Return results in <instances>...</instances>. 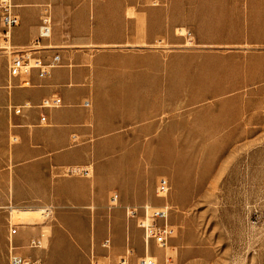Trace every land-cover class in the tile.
<instances>
[{
	"label": "rangeland",
	"instance_id": "1",
	"mask_svg": "<svg viewBox=\"0 0 264 264\" xmlns=\"http://www.w3.org/2000/svg\"><path fill=\"white\" fill-rule=\"evenodd\" d=\"M103 5L88 44L57 45L53 32L41 43L85 53L98 77L85 107L89 131L68 146L77 155L58 160L61 148L45 161L25 160L22 140H12L14 104H7L0 215L8 233L9 223L19 225L18 251L43 264H119L123 257L140 264V207L165 202L156 196L165 177L177 234L164 247L152 244L159 264H264V0ZM5 63L0 57V74ZM18 180L26 189L20 199L12 187ZM27 209L41 210L32 214L36 224H22ZM42 231L44 248L28 249ZM7 260L0 251V264Z\"/></svg>",
	"mask_w": 264,
	"mask_h": 264
},
{
	"label": "crops",
	"instance_id": "2",
	"mask_svg": "<svg viewBox=\"0 0 264 264\" xmlns=\"http://www.w3.org/2000/svg\"><path fill=\"white\" fill-rule=\"evenodd\" d=\"M113 1L13 0L21 17V24L12 32V44L17 49H26L32 46L39 35L43 8L49 5L54 19L53 41L57 45L67 42L73 45H86L88 44L87 41L90 40L86 35L94 32V18L99 15L101 6L104 4L103 7H106ZM154 5H157V2H154ZM150 24H152L150 27H156L154 22ZM180 29L184 28H177L175 31L178 32ZM178 34L180 33L178 32ZM47 42L46 39L41 41V43ZM49 47L51 46L49 45ZM54 52L45 50L41 53L50 57ZM59 54L62 57L63 65L53 69L44 78L33 73L30 77L31 83L27 87L21 86L25 78H13L11 81L16 88L12 91L7 90V88L13 87L11 81L8 80V59L5 56H0L6 60L4 73L0 74V138L8 134L7 104L11 102L14 105H31L32 108L24 109L22 115L14 116L12 114L16 121L13 126L15 128L13 133L20 137L24 146L21 149L22 152L18 151V153L25 155V160L28 161H45L48 154L61 148L64 150L57 153L56 159L69 160L78 152L77 149L68 147L71 138L74 135L89 131V128H83V124L89 116L88 109L82 106V100L85 101L90 92H94V87L98 85V77L90 69V60L83 55L85 53H76L64 49ZM90 79L93 82L92 90L87 87ZM74 84L77 86L73 87ZM54 95L62 97L65 105L47 111L37 107L43 98ZM77 103L79 104L77 105ZM43 113L48 116V125L40 124V117ZM72 169L75 168L70 170ZM18 184L19 180L13 182L12 187L19 197L26 189L21 187L22 190L20 191ZM27 191L31 192L34 189ZM0 228V251H8L9 233L6 231L3 215H0ZM6 263L8 264V260L5 261Z\"/></svg>",
	"mask_w": 264,
	"mask_h": 264
},
{
	"label": "built area",
	"instance_id": "3",
	"mask_svg": "<svg viewBox=\"0 0 264 264\" xmlns=\"http://www.w3.org/2000/svg\"><path fill=\"white\" fill-rule=\"evenodd\" d=\"M21 17L16 10V5L13 0H0V55L8 59V77L9 79L17 77H25L23 80L24 86H29L31 83L30 77L33 73H37L40 78H44L50 72L61 66L62 57L55 51L50 57L42 54V50L53 49L52 47L41 45V41L49 39L53 32V18L49 5L44 6L43 13L40 20V31L38 37L35 39L31 47L26 49H17L12 44V32L20 26ZM64 105L62 97L58 95L45 97L37 106L43 111L60 108ZM91 101L86 99L82 106L89 107ZM32 108L31 105H13L9 111L14 116L22 115L24 109ZM41 125H48V116L43 113L40 117ZM14 126V125H13ZM12 140L17 142L16 135H12ZM170 191V183L167 178L162 177L158 181L156 188V196L164 199L160 206L154 207L149 204H144L140 207L142 213L138 220V227L143 230V240L145 245V255L141 258L140 264H159L156 257H147L152 244L158 248L164 247L177 234V228L169 224L168 218L171 214L172 206L166 201ZM117 196L114 200H117ZM46 210V214H47ZM139 213L137 207H132L129 210V215L135 217ZM19 225L9 223V248H8V264H43L39 257L31 258L22 255L18 250L19 246L15 242L16 236L19 234ZM47 235L42 231L39 235L30 238L28 243L29 249H42ZM102 246L106 249L111 247V239L103 240ZM130 253V250L128 251ZM95 264H104L96 261ZM119 264H127V258L123 257Z\"/></svg>",
	"mask_w": 264,
	"mask_h": 264
},
{
	"label": "bare ground",
	"instance_id": "4",
	"mask_svg": "<svg viewBox=\"0 0 264 264\" xmlns=\"http://www.w3.org/2000/svg\"><path fill=\"white\" fill-rule=\"evenodd\" d=\"M74 171V170H73ZM114 199V198H113ZM112 202H117V200H112ZM41 210L39 209H35V210H32V209H27L24 211L23 214H21V221H22V224H25V225H34L36 223H34L32 221V217H33V213L37 214V213H40ZM44 213H46V210H43ZM19 215V214H18ZM20 217V215H19ZM111 248V247H110ZM147 257H150L149 255V252L147 254Z\"/></svg>",
	"mask_w": 264,
	"mask_h": 264
}]
</instances>
